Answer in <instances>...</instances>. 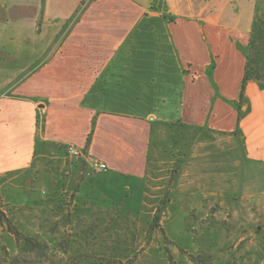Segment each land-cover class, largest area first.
I'll use <instances>...</instances> for the list:
<instances>
[{
    "label": "crops",
    "instance_id": "obj_1",
    "mask_svg": "<svg viewBox=\"0 0 264 264\" xmlns=\"http://www.w3.org/2000/svg\"><path fill=\"white\" fill-rule=\"evenodd\" d=\"M260 3L3 0L0 179L43 172L51 194L63 186L96 208L125 209L133 187L144 206L154 130L170 124L216 142L240 132L246 185L263 177L261 83H247L238 111Z\"/></svg>",
    "mask_w": 264,
    "mask_h": 264
},
{
    "label": "rangeland",
    "instance_id": "obj_2",
    "mask_svg": "<svg viewBox=\"0 0 264 264\" xmlns=\"http://www.w3.org/2000/svg\"><path fill=\"white\" fill-rule=\"evenodd\" d=\"M210 137L175 124L159 137L155 129L145 204L132 187L125 211L79 204L63 186L51 194L43 172L0 179V262L90 264L105 242L132 264H171L169 255L172 264H264V176L246 185L240 132ZM193 150L205 154L192 158Z\"/></svg>",
    "mask_w": 264,
    "mask_h": 264
},
{
    "label": "trees",
    "instance_id": "obj_3",
    "mask_svg": "<svg viewBox=\"0 0 264 264\" xmlns=\"http://www.w3.org/2000/svg\"><path fill=\"white\" fill-rule=\"evenodd\" d=\"M249 81H257L264 86V20L257 16L255 19L252 38L247 47L246 53V63L244 67V76L240 89V98L238 102L239 118L241 116V110L243 105V100L245 98V88ZM92 133L88 137L87 146L90 143ZM84 205V204H82ZM104 209H118L125 211L122 208H104ZM159 216L157 215L156 218ZM86 239V238H85ZM89 239L87 238V241ZM97 247L90 252L89 261L90 264H132L129 259L121 258L114 254L110 246L105 242L96 245ZM167 254L169 253L166 249ZM169 261L172 264L171 255L168 256ZM0 264H48L43 262H36L30 259H17L13 263H2Z\"/></svg>",
    "mask_w": 264,
    "mask_h": 264
},
{
    "label": "built area",
    "instance_id": "obj_4",
    "mask_svg": "<svg viewBox=\"0 0 264 264\" xmlns=\"http://www.w3.org/2000/svg\"><path fill=\"white\" fill-rule=\"evenodd\" d=\"M67 154L73 158H79L83 155V150L77 146L71 145V146L67 147ZM93 166L97 169H106L107 168V164L99 163V162L94 163Z\"/></svg>",
    "mask_w": 264,
    "mask_h": 264
}]
</instances>
